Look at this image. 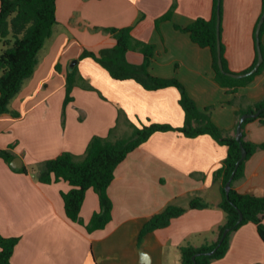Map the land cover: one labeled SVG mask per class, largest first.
Masks as SVG:
<instances>
[{
	"label": "crops",
	"instance_id": "1",
	"mask_svg": "<svg viewBox=\"0 0 264 264\" xmlns=\"http://www.w3.org/2000/svg\"><path fill=\"white\" fill-rule=\"evenodd\" d=\"M174 2L177 7L171 20L162 22L158 30L156 20ZM212 10L213 0L56 1L58 23L38 55L35 72L12 99L10 111L0 115V149L12 147L29 172H15L0 158V234L20 238L11 264H181L182 246L199 247L217 240L216 231L225 223L226 214L218 207L221 194L213 174L228 148L210 136L187 138L176 131L159 132L130 153L116 168L108 190L112 220L92 233L66 216L62 193L71 189L69 183L43 184L36 177L43 162L63 152L83 156L93 136L107 137L119 111L139 127L184 125L176 87L147 91L134 80L113 79L90 58L77 62L88 85L74 88V101L63 111L72 62L84 49L98 52L115 45L111 35L95 28L132 26L134 38L155 46L150 72L177 78L200 110L213 107L209 111L212 121L233 131L237 107L228 102L262 100L264 72L233 95L215 81L210 50L176 28L198 18L208 20ZM262 11L263 0H224L222 42L233 73H242L255 60L254 34ZM127 57L133 64L143 62L138 52H129ZM118 131L125 134L127 127L121 124ZM246 140L264 144V125L249 123ZM233 188L244 194H264V149L246 162L245 176ZM196 197L212 206L189 209ZM170 205L187 211L139 243L147 221ZM99 210V197L89 189L81 210L83 222L88 224ZM212 264H264V242L256 225L248 223L234 232L227 254Z\"/></svg>",
	"mask_w": 264,
	"mask_h": 264
},
{
	"label": "trees",
	"instance_id": "2",
	"mask_svg": "<svg viewBox=\"0 0 264 264\" xmlns=\"http://www.w3.org/2000/svg\"><path fill=\"white\" fill-rule=\"evenodd\" d=\"M56 1L0 0V40L3 43V50L0 53V71L2 72L0 76V115L10 111L9 105L12 99L16 97L24 83L35 72L38 55L48 39L52 37L54 28L58 23ZM218 2L219 0H213L210 19L198 18L186 27L177 25L176 28L188 33L192 41L200 47L210 50L215 81L225 88L228 94L233 95L240 88L250 84L257 75L264 72V61L256 73L247 77L237 79L221 72L218 64L217 44L218 10L220 13L221 58L225 71L233 73L228 67L225 46L222 42L224 0H220V6ZM176 7L177 2H174L170 10L156 20L158 30L162 22L171 20ZM263 12L264 0L262 14ZM132 30V26L95 28L94 31H103L111 35L115 40V45L110 48H102L98 52L84 49L77 62L90 58L104 68L113 79L119 81L134 80L147 91L176 87L180 93L179 104L185 114L184 125L175 128L169 124L150 123L139 127L124 112L119 111L117 124L110 130L107 137L93 136L83 156L63 152L56 158L43 162L37 168L36 177L38 181L43 184H53L60 181L68 182L71 189L66 193H62L66 216L71 221L85 226L87 231L92 233L104 229L112 220L113 202L108 190L115 178L116 168L130 153L148 141L152 135L159 132L176 131L187 138L210 136L216 142L228 148V154L222 165L213 174V181L219 184L221 194L218 207L225 212L226 220L216 231L218 236L216 241L204 243L199 247L192 244L182 246L180 248L181 264H212L213 260L223 258L230 248L232 234L248 223L256 225L258 234L264 242V194L262 196L244 194L233 188L236 181L244 178L246 162L258 150L264 149V144H256L246 140V127L249 123L259 121L264 125V98L255 103H247L245 98L229 101V104L237 107L235 112L236 126L233 131L220 128L211 119L209 111L213 107H209L205 111L200 110L185 86L177 78L158 77L150 72V67L156 55L155 46L134 38ZM263 32L264 23L260 31L261 50L264 57ZM129 52L142 54L143 62L141 64L130 63L127 57ZM257 60L256 49V57L252 66L242 73L251 70L256 65ZM78 84L88 85L87 81L80 76L76 64L67 74L64 112L68 104L74 101L73 90ZM89 88H92V86H89ZM257 112H259V115L256 118H249L243 123L242 138L237 140L236 129L241 116ZM121 124L127 127L125 134L118 133ZM241 146L246 149L247 156L240 162L230 190L227 191L226 184L229 182L237 162L241 159ZM11 148L0 149V158L13 171L28 174L26 167L17 169L11 166L12 161L16 158ZM89 189H93L97 193L100 210L92 215L88 224H85L81 218V210ZM211 206V203L196 197L190 202L189 209L202 210ZM186 211V208L170 205L160 213L152 216L140 232L139 243L149 233L168 227L173 219L181 217ZM240 213L243 215L242 221H239ZM226 230H228V233L219 245L220 239ZM19 242V237H4L0 234V264H11L15 248ZM213 250L215 252L211 254Z\"/></svg>",
	"mask_w": 264,
	"mask_h": 264
},
{
	"label": "water",
	"instance_id": "3",
	"mask_svg": "<svg viewBox=\"0 0 264 264\" xmlns=\"http://www.w3.org/2000/svg\"><path fill=\"white\" fill-rule=\"evenodd\" d=\"M218 4L220 6V0H219ZM263 23H264V12H263V14H262V16H261V18L259 20V23H258L257 28H256V32H255L256 49H257V54H258V60H257L256 65L251 70H249L248 72H245V73H240V74L228 73L224 69L223 62H222V58H221L220 13H219V10H218V14H217L218 64H219V68H220V70H221L222 73H224V74H226V75H228L230 77H233V78H237L238 79V78H243V77L250 76V75H252V74H254V73H256L258 71L259 67L261 66V64L264 61L263 53H262V50H261V43H260V31H261V28H262ZM76 64H77V61H74L72 63V66H71L70 69H73ZM258 115H259V112L254 113V114H244V115L241 116V118L239 120V123H238V126H237V129H236V138H237V140H241V138H242V125H243V123L247 119H249V118H256ZM241 153H242L241 159L237 162L236 167H235V170L232 173L229 182L226 184V190L227 191L230 190V187H231V184H232V180H233V178L235 176V173H236L237 168L240 165V162L247 156V152H246V149L244 148V146H241ZM11 166L13 168H17V169L22 168V160L20 158H18V157L15 158L12 161ZM242 219H243V215H242V213H240V219H239V221H242ZM227 233H228V230H226L224 232L222 238L220 239L219 245L223 242V240L225 239ZM214 252H215V250H213L211 252V254H214Z\"/></svg>",
	"mask_w": 264,
	"mask_h": 264
},
{
	"label": "rangeland",
	"instance_id": "4",
	"mask_svg": "<svg viewBox=\"0 0 264 264\" xmlns=\"http://www.w3.org/2000/svg\"><path fill=\"white\" fill-rule=\"evenodd\" d=\"M73 62H74V61H73ZM73 62H72V63H73Z\"/></svg>",
	"mask_w": 264,
	"mask_h": 264
}]
</instances>
